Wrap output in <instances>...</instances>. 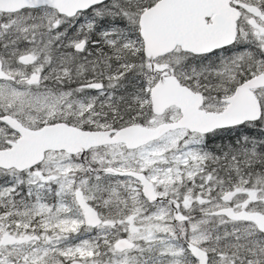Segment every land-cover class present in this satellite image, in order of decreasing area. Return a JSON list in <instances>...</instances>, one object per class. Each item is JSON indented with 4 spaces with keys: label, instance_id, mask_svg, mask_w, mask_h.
I'll return each mask as SVG.
<instances>
[{
    "label": "snow or ice",
    "instance_id": "obj_1",
    "mask_svg": "<svg viewBox=\"0 0 264 264\" xmlns=\"http://www.w3.org/2000/svg\"><path fill=\"white\" fill-rule=\"evenodd\" d=\"M0 264H264V0H0Z\"/></svg>",
    "mask_w": 264,
    "mask_h": 264
}]
</instances>
